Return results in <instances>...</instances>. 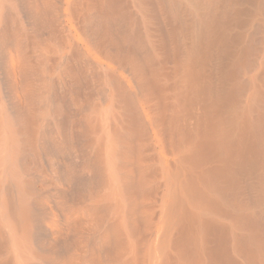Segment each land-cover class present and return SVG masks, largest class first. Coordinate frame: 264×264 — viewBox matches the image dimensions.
<instances>
[{"label": "bare ground", "instance_id": "obj_1", "mask_svg": "<svg viewBox=\"0 0 264 264\" xmlns=\"http://www.w3.org/2000/svg\"><path fill=\"white\" fill-rule=\"evenodd\" d=\"M0 264H264V0H0Z\"/></svg>", "mask_w": 264, "mask_h": 264}]
</instances>
